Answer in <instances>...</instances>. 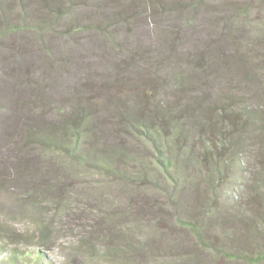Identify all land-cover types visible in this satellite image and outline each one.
<instances>
[{"label": "trees", "instance_id": "obj_1", "mask_svg": "<svg viewBox=\"0 0 264 264\" xmlns=\"http://www.w3.org/2000/svg\"><path fill=\"white\" fill-rule=\"evenodd\" d=\"M206 2L0 0V41L7 34L25 31L38 36L48 31L72 34L82 30L114 41L111 28L122 23L129 40L143 42L148 39L136 35V20L149 14L171 22L169 29L163 25L165 21L154 26V64H148L144 49L135 50L137 60L119 63L103 57L99 74H78L76 82L83 91L65 108L53 107V113L50 109L47 122L25 126L22 141L40 150L36 158L51 154L52 159L83 171L118 179L130 187H144L154 197L160 193L161 202L166 198L172 208L173 228L193 237L186 251L172 250V259L185 264H264V105L260 103L264 102V72L246 66L233 69L218 47L219 42L233 43L223 33L204 38L202 48L195 46L201 42L192 37L195 19ZM88 6L95 9L100 22L89 19L85 23L82 12ZM106 7L111 11L108 18L100 14ZM172 17L180 20L174 34L181 37L192 69V75L183 78L159 72L164 60L172 59ZM123 63H131V67L121 66ZM14 64L10 57L0 59V81L22 94H33V101L40 100L37 94L44 84L39 75L24 67L25 75L18 77ZM208 68L216 74L206 83ZM120 69L125 76L113 74ZM43 74L47 75L46 70ZM36 194L29 202L38 204L44 194L41 190ZM154 202L158 203L155 198ZM148 205L130 202L127 209L138 213ZM209 227L218 233L214 236ZM4 234L0 228V264H18L21 255L3 244ZM36 241L45 244L42 234ZM131 241L100 246L86 238L77 241L73 251L108 257L126 251ZM142 242L137 247L150 252ZM43 257L38 251L35 263L40 264Z\"/></svg>", "mask_w": 264, "mask_h": 264}, {"label": "rangeland", "instance_id": "obj_2", "mask_svg": "<svg viewBox=\"0 0 264 264\" xmlns=\"http://www.w3.org/2000/svg\"><path fill=\"white\" fill-rule=\"evenodd\" d=\"M206 5L195 19L197 25L192 37H199L195 41H201L195 46L202 48L204 38L223 33L227 41L230 37L233 43L222 45L219 42L218 47L233 69L246 66L264 72V0H207ZM94 11L90 6L83 9L85 23L89 19L101 21ZM110 13L108 7L100 12L107 18ZM75 14L71 13L72 16ZM163 17L148 14L146 18L136 20V35L148 39L143 42L129 40L122 23L111 28L115 33L114 41L90 30L72 34L48 31L38 36L25 31L7 34L0 41V59L10 57L18 67V77L25 75V67L37 73L44 84L37 94L40 100L33 101V94L27 91L22 94L12 85L0 81V228L6 233L3 244L19 251L18 264H36L34 259L38 251L44 255L40 264H185L172 259V250L186 251L193 243V237L173 228L172 208L166 198L161 202L160 193L154 197L152 192L147 194L144 187H130L118 179L83 171L81 167L52 159L51 154L36 158L40 150L22 141L25 126L32 122H47L54 112L53 107L65 108L83 91L82 84L76 82L78 74H99L103 57L119 63L137 60L139 55L135 57V50L144 49L148 52L143 55L148 64H154V45L157 43L154 26L165 21L163 25L168 28H164L169 29L171 23L169 18ZM35 18L34 15L32 20ZM179 21L172 17V59H165L163 71L162 68L159 70L169 78L178 74L182 78L192 75L183 51L185 45L181 37L174 34L175 23ZM12 49L16 51L11 52ZM130 64L121 66L130 68ZM44 70L47 75L43 74ZM113 74L126 75L124 69ZM215 74L214 69L208 68L203 81L212 82ZM260 103L264 105V102ZM159 182L162 183V179ZM36 190H41L44 195L37 199L38 204H33L29 199L38 196ZM137 201L149 205L138 213L132 208L127 209L128 203ZM207 230L214 236L218 233L215 228ZM39 234L44 236L45 244L36 243ZM168 237L180 242L175 243L173 239L166 242ZM86 238L100 246H104V242L119 246L126 239H131L132 243L126 251L119 250L120 253L108 257L74 252L76 242ZM141 242L151 251L140 250L137 245ZM159 252L164 253L155 257Z\"/></svg>", "mask_w": 264, "mask_h": 264}]
</instances>
